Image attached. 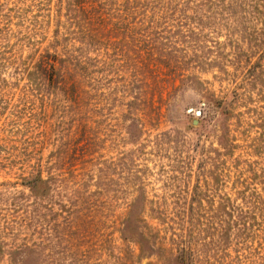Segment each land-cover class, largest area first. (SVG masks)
Returning <instances> with one entry per match:
<instances>
[{
  "label": "rangeland",
  "instance_id": "1",
  "mask_svg": "<svg viewBox=\"0 0 264 264\" xmlns=\"http://www.w3.org/2000/svg\"><path fill=\"white\" fill-rule=\"evenodd\" d=\"M0 264H264V0H0Z\"/></svg>",
  "mask_w": 264,
  "mask_h": 264
},
{
  "label": "water",
  "instance_id": "2",
  "mask_svg": "<svg viewBox=\"0 0 264 264\" xmlns=\"http://www.w3.org/2000/svg\"><path fill=\"white\" fill-rule=\"evenodd\" d=\"M192 124H196V122H195V121H193V122H192Z\"/></svg>",
  "mask_w": 264,
  "mask_h": 264
},
{
  "label": "trees",
  "instance_id": "3",
  "mask_svg": "<svg viewBox=\"0 0 264 264\" xmlns=\"http://www.w3.org/2000/svg\"><path fill=\"white\" fill-rule=\"evenodd\" d=\"M219 104H220V102H219Z\"/></svg>",
  "mask_w": 264,
  "mask_h": 264
}]
</instances>
